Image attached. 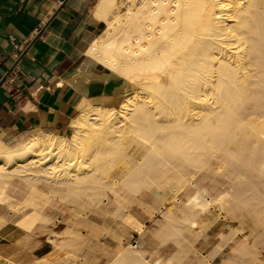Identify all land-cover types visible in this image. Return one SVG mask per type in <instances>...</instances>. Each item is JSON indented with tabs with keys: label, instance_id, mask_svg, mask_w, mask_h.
<instances>
[{
	"label": "bare ground",
	"instance_id": "bare-ground-1",
	"mask_svg": "<svg viewBox=\"0 0 264 264\" xmlns=\"http://www.w3.org/2000/svg\"><path fill=\"white\" fill-rule=\"evenodd\" d=\"M93 8L105 27L86 52L129 89L116 101L83 100L67 136L0 139V230L6 208L30 207L51 225L48 260L21 264H264V0ZM212 179L226 186L215 184L206 201ZM50 197L67 200L76 219L62 233L43 211ZM134 205L153 222L148 232ZM99 211L122 221L126 240L136 230L155 248L126 241L104 263L88 256L106 231L91 215ZM218 215L229 226L199 246ZM0 264L20 263L0 255Z\"/></svg>",
	"mask_w": 264,
	"mask_h": 264
},
{
	"label": "crops",
	"instance_id": "crops-1",
	"mask_svg": "<svg viewBox=\"0 0 264 264\" xmlns=\"http://www.w3.org/2000/svg\"><path fill=\"white\" fill-rule=\"evenodd\" d=\"M95 2L0 0V139L16 138L6 144L65 135L83 100L116 101L127 90L86 52L105 27Z\"/></svg>",
	"mask_w": 264,
	"mask_h": 264
},
{
	"label": "rangeland",
	"instance_id": "rangeland-1",
	"mask_svg": "<svg viewBox=\"0 0 264 264\" xmlns=\"http://www.w3.org/2000/svg\"><path fill=\"white\" fill-rule=\"evenodd\" d=\"M121 83H122V81H121ZM122 85H124V83H122ZM127 89H129V87ZM68 134H69V132L67 134H65V136H67ZM15 139L16 138H13L12 140L7 141L6 143H11ZM7 145H10V144H7ZM201 177L202 176L199 175V178H201ZM212 180L214 181V179H212ZM203 181H199V183H201ZM213 183H212L213 185L211 184L212 188H211V186H209L208 189L203 192V195H204V198L206 199V201L210 200L211 193H214V190L216 189L218 184H221L220 182L218 183L217 181L216 182L214 181ZM221 185L226 186V184H221ZM18 190L21 192L23 191L22 189H18ZM218 190H220V189H218ZM214 201H216V200L211 201L210 207L216 206V202H214ZM66 203H67V200H65V199L62 200V198L60 199V198H53V197L51 198L50 197L48 199V202L45 203V205H44L43 211L45 213H47V215L50 216L56 222V226H55L54 230L57 233H59L63 230H66L67 227H70L76 221L75 217H73L71 215V213H72V211L70 210L71 206L69 204H66ZM213 203H215V205ZM133 208H136L138 211H136ZM133 208L131 210V213H134V216H136V218L138 219L139 224L142 227L141 231L148 232L152 228L153 222L151 221V219H149L148 214L144 213V211L139 209V206L137 207L134 205ZM5 212H6V222L1 227V230H0V255L2 257H5L8 260H11L13 262L20 263V264L24 260H31L32 262H34V259L48 260L47 256L51 252V248H49L50 242L48 240L52 237L51 233L48 232V231H50L48 229H51V225L50 224H44L43 222L38 221L39 218H41V215L43 213L36 211V210H33L30 207L25 208V209H21L19 211H15L12 208H10V209L6 208ZM104 214L102 213V211L91 214L96 219L98 224L102 228H105L106 231L101 236V238H100L101 242L98 245L92 244L91 247L86 249V254L88 256H92L95 254L96 258L98 257L96 260L99 259V261L101 263H104V260H107L106 258L109 256L108 252L111 253L112 250H114L119 245H122V243L124 245L126 243V241H128L129 243H132L135 241L134 244L137 243L139 246H141L142 248H145L148 251H151L152 249L155 248L154 241L152 240L153 238H151V237L149 238V236H144L143 234H141L140 232H138L136 230H134V231L131 230L132 233L127 237V240H126L125 234H124V224L122 223V221L119 220V218H117L113 221V220H111L113 217V216H111V214H110V217H109V213L107 215L106 214L104 215ZM102 216H103V218H102ZM66 217L67 218L69 217V218L67 219ZM71 218H72V220H71ZM63 220L64 221L66 220L67 222L68 221L69 222L67 223V222H64ZM141 220H142V222H140ZM37 221H38V223H37ZM228 222H229L228 219L223 218L222 215H218V218L215 220L214 227L211 226L209 223H206L205 225H203L202 234L198 240V245L200 246L202 244L203 239H205L206 236L207 237H210L211 235L213 236L216 229L226 228L227 226H229ZM142 223H143V225H142ZM69 224H71V225H69ZM114 224H116V225H114ZM21 225H22V227H21ZM37 225H38L37 235H35L33 233V231H34V227ZM26 227H28V228L26 229ZM106 227L107 228L109 227L110 229L109 228L107 229ZM111 227H112V229H111ZM29 228H30V230H29ZM27 230H29L30 232ZM81 230H82V233H86V230L84 228H82ZM46 235H47V237H45ZM61 235L59 234V235H57V237L60 238ZM45 238L47 240H45ZM119 242H121V243H119ZM259 245L261 246L262 243H259ZM100 247H101V249H100ZM149 248L151 250H149ZM103 249L107 252H104ZM204 250H206V251H204ZM207 250H208L207 248L200 249V251L203 252V254L206 253ZM84 257L85 256L81 255L80 259H84ZM29 258H31V259H29ZM22 259H24V260H22ZM55 259L56 260H71V259L63 257V256L56 257ZM37 260H35L36 263H37ZM56 264H65V263L63 261H60V262L58 261Z\"/></svg>",
	"mask_w": 264,
	"mask_h": 264
},
{
	"label": "built area",
	"instance_id": "built-area-1",
	"mask_svg": "<svg viewBox=\"0 0 264 264\" xmlns=\"http://www.w3.org/2000/svg\"><path fill=\"white\" fill-rule=\"evenodd\" d=\"M5 78L6 79H8L10 82H12L13 80H14V78H15V74L13 73V74H7L6 76H5Z\"/></svg>",
	"mask_w": 264,
	"mask_h": 264
},
{
	"label": "water",
	"instance_id": "water-1",
	"mask_svg": "<svg viewBox=\"0 0 264 264\" xmlns=\"http://www.w3.org/2000/svg\"><path fill=\"white\" fill-rule=\"evenodd\" d=\"M5 78V77H4ZM4 78L1 80V82L4 80Z\"/></svg>",
	"mask_w": 264,
	"mask_h": 264
}]
</instances>
